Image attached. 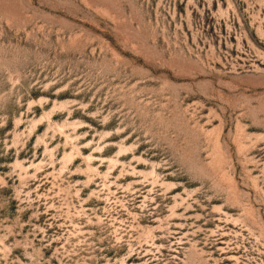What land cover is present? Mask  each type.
<instances>
[{
    "label": "rangeland",
    "instance_id": "obj_1",
    "mask_svg": "<svg viewBox=\"0 0 264 264\" xmlns=\"http://www.w3.org/2000/svg\"><path fill=\"white\" fill-rule=\"evenodd\" d=\"M0 264H264V0H0Z\"/></svg>",
    "mask_w": 264,
    "mask_h": 264
}]
</instances>
